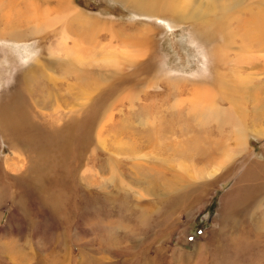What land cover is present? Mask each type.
I'll use <instances>...</instances> for the list:
<instances>
[{"label": "rangeland", "instance_id": "1", "mask_svg": "<svg viewBox=\"0 0 264 264\" xmlns=\"http://www.w3.org/2000/svg\"><path fill=\"white\" fill-rule=\"evenodd\" d=\"M192 2L189 9L202 13L201 18L176 26L173 23L178 14L150 16L143 10L137 12L132 3L124 0H0V37L20 43L0 38L8 42L0 44V94L8 89L4 81L11 71L6 62L9 60L11 67L22 66L20 59L31 63L39 54L35 50L38 47L40 62L56 65L55 70L39 74L40 81L35 80L39 91H34L32 97L45 103L44 120L59 124L81 121L87 110L85 103L91 104L90 99L100 93L94 90L98 80L102 82L104 98L100 123L107 124L104 145L97 144L95 129L87 150L92 172L85 171L84 178L78 171L75 177L67 174L66 179L62 178L63 191L58 186L51 188L52 194L62 193L58 211L44 202L46 192L38 193L35 201H16L17 184L6 183L8 179L0 176V264H264V188L256 200L244 204L246 190L264 184V169L257 165L264 166V136L258 134L264 130V66H239L229 54L226 64L209 70L205 50L197 40L220 11L238 6L242 12H264V0ZM59 15L63 22H51L50 26L43 23ZM235 22L232 29L237 28ZM61 29L71 36L69 47L81 42L80 58L63 54L58 62L48 56V48L59 43ZM232 29H227L226 34L230 35ZM123 48L134 64H122V73L129 81L137 80L136 86L129 88V99L146 92L161 97L177 83L171 78L191 79L199 73L214 81L209 88L229 93L231 98L223 97L237 111L238 121L247 133L239 136V141L247 138L249 150L246 155L234 151L238 126H226L224 134L229 139L226 144L221 142L212 162L232 166V173H224L222 178L219 171L196 185H175L182 179L177 167H190V157L209 141L199 131L200 143H188L186 154L175 158L157 137L148 138L139 131V114L120 116L119 95L106 88L117 81L119 63L118 59L109 61L108 55ZM148 61L152 70L142 73ZM79 70L86 75V90L91 91L88 101L76 89ZM133 71L140 72L133 78ZM224 112L225 109L221 111L223 115ZM183 125L194 130L190 122ZM165 130L166 136L171 134L168 125ZM9 154L0 136L1 165ZM154 156L166 163L163 174L159 170L155 175L148 172L146 158ZM14 160L10 154L2 167ZM205 164L206 160L200 159L197 167ZM21 167V163L13 164L7 171L19 175ZM50 174L60 178L62 172Z\"/></svg>", "mask_w": 264, "mask_h": 264}, {"label": "bare ground", "instance_id": "2", "mask_svg": "<svg viewBox=\"0 0 264 264\" xmlns=\"http://www.w3.org/2000/svg\"><path fill=\"white\" fill-rule=\"evenodd\" d=\"M124 1L132 3V8L137 10V12L143 10L144 14L150 16L157 14L164 16L169 12L176 13L179 15L174 18L175 23L173 25L176 26H181L180 23H185L189 20L196 22L202 16V13L199 11L195 10L192 12L189 9V7H193L194 5L192 0ZM234 10L238 11L232 13ZM249 12L254 11L244 9L242 12L238 6L220 11L216 19L209 24L210 27L204 28L197 35L201 48L205 50V61H207L209 70L214 71V68L216 70L218 66L226 64L229 54H233L234 62L236 63L237 61L239 66H245L249 69L257 68L260 65L264 66V12ZM78 14L82 13L79 11ZM233 14H238V16L233 17ZM51 19L53 21L47 18L43 20V23L46 22L45 25L50 26L51 22L55 24L64 20L60 15ZM233 21H236L234 24H237V28L235 29H232ZM229 24L231 28L228 26ZM208 28L210 29L208 30ZM227 29H232L230 35L226 34ZM59 36L58 45L55 48H48V56L56 58L58 62L61 61V58H64L62 57L63 54L66 56L74 55L80 58L82 51L78 47L81 42L76 41L69 47L71 40L69 32L61 29ZM0 38L9 41L5 37ZM9 42L16 45L20 44L12 41ZM7 43L0 41V44ZM35 50H38L39 54L41 53L38 47H35ZM38 55L35 56L34 61L31 63L28 59H20L22 66L19 67H11L8 62L9 60L6 62L9 64L8 71L11 72L6 81H4L8 89L3 95L0 94V136L8 146L9 152L15 160L14 163L11 161V164L9 163L6 167H2V165H6L5 163H7L10 154L4 158V163L0 164V176L4 175L5 179H8L6 183L14 182L17 184L19 190L16 194L18 196V200L16 201L21 203L28 199L35 201L40 193L46 192L47 197L44 202L50 205L51 210L55 212L59 210L62 193L59 191V194H52L51 188L58 186L62 189V178L66 179L67 174L75 177L77 175L76 171H78L84 178V172L92 170L89 167L91 154L89 155L87 150L89 145L93 143V131L96 129L97 144L101 143V145H104L102 137L107 124L103 123L101 126L100 123L103 119V115L101 114L103 113L104 102V98L101 95V91H103L101 87L102 82L99 83L96 80L97 88L94 90H98L100 93L90 99L89 95L91 91L86 90V85L84 84V76L86 75L82 70L76 72L78 95L87 101L90 99L93 102L91 104L85 103L87 110L82 113L83 117L81 121L77 119L73 121L77 123L60 122V124L56 121H45L43 111L47 107L41 98L34 99L32 94L34 91H39L35 82L36 79L38 81L41 80L39 74H43L47 70H55L56 65L52 62L41 63L39 60L40 56L38 57ZM129 55L128 51L124 48L121 51L108 55V59L112 63L117 59L119 60L118 72L116 73L117 81L106 89L110 88L119 95L117 102L120 108H117H119L120 116L123 115L125 118H130L139 114V131L145 133L144 136L148 135V138L157 137L158 141H161L165 145V151L170 150L173 152L172 154L175 158L186 154V147L189 144L194 143V141L200 143V139H197L198 134H201L199 131L209 141V143L202 144V149L197 150L198 152H196L194 157H190V167H183V165L177 167V170L182 175V179L175 185H183L185 183L196 185L201 179L205 177L209 179L219 171L222 173V178H224V173H232V166L226 168L220 163L212 162L214 152L219 150L221 142L226 144L229 139V136H225L224 134L226 126H238V133H236L234 139V151H240V153L246 155L249 150L247 138L243 142L239 141V136L244 134L247 136V133L243 132L242 125L238 121L237 111L223 97L231 98L229 93L225 92L221 94L216 89L209 88L214 86V81L199 73L198 75L195 74L191 79L171 78L170 80L177 81V83L172 85L171 92H166L163 86H161V90L166 92L163 93L162 91L164 95H161V97H158L159 95H156V93L146 92L144 95H135L133 97L134 100L129 99L131 92L129 88L132 87V84L135 86L137 84V80L135 81L133 76L140 71L148 73L147 70H152L151 62L148 61L143 65L141 70L139 69L140 71H133L132 77L134 81H129L128 76L126 77L121 69L122 64L124 66L126 63L127 65L134 64L129 59ZM4 59L6 60V58ZM203 67L207 73L206 67ZM2 80L0 79V82ZM129 83L131 84L129 85ZM144 84L145 82H143ZM138 86L140 85L138 84ZM150 91L152 92V89ZM85 95L87 96L86 98L84 97ZM157 97L159 100H153ZM127 102H129L128 108L126 107ZM224 109L223 115L221 111ZM185 122H190L195 131L184 128L183 124ZM167 125L171 129V134H167L168 136H166L165 130ZM258 134L264 136V130L259 131ZM120 135H123V133H120ZM156 149L160 151L159 148L156 147ZM75 152L78 153L75 155ZM124 153H120L119 155H123ZM33 157L36 158L35 161ZM144 157L147 156L144 155ZM203 158L206 160V164L198 168V161ZM146 159L148 160L147 167L150 174L155 175L157 173L156 170H159L163 174L166 163L161 160L160 156ZM18 163L22 164L21 173L19 172V175L10 174L7 170L13 164L18 166ZM257 165L264 169L262 164ZM24 167L25 170L22 172ZM52 171H61L60 178L59 176L56 178L51 177L50 172ZM252 172L250 171V176ZM259 177L260 175L256 177V180ZM148 183L154 185L151 182ZM171 186L174 185L171 184ZM263 188L264 184L259 188L249 187L246 193L252 196L249 198L245 193L244 204H250L262 195ZM229 194L231 195L232 193L230 192ZM233 208L232 214L234 213Z\"/></svg>", "mask_w": 264, "mask_h": 264}]
</instances>
